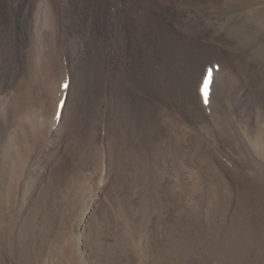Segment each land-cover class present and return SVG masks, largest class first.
<instances>
[{"label": "rangeland", "instance_id": "rangeland-1", "mask_svg": "<svg viewBox=\"0 0 264 264\" xmlns=\"http://www.w3.org/2000/svg\"><path fill=\"white\" fill-rule=\"evenodd\" d=\"M208 10L206 47L193 52L165 54L152 23L158 48L116 23L72 62L90 37L72 18V42L52 32L39 50L23 35L22 69L5 78L22 105L0 124V264H264V0ZM134 48L143 70L124 58ZM229 93L247 96L250 126ZM59 104L57 132L55 121L48 135H19L29 118L50 126Z\"/></svg>", "mask_w": 264, "mask_h": 264}, {"label": "bare ground", "instance_id": "bare-ground-1", "mask_svg": "<svg viewBox=\"0 0 264 264\" xmlns=\"http://www.w3.org/2000/svg\"><path fill=\"white\" fill-rule=\"evenodd\" d=\"M9 2H11L10 5H8ZM210 2L219 3V0H0V23L2 22L5 28L4 32H2L0 28V124L6 123L11 118L14 111H17V108L22 105V103L21 105L19 103L21 100L17 93L18 83H14L13 81L10 82L5 78L8 73H10L9 70L11 68L14 69L15 72L22 69L20 63L15 64L14 61L18 55L21 57L20 51L23 48L21 45L26 44L22 41L23 35H27V41L29 40L30 44H35V48L37 46L39 50H42V46H44L47 41H50L49 35L51 34L52 37V32L55 37L54 43L57 46L60 45L59 39L61 43L64 41L72 42L70 38H66L64 30V20L67 21V19L72 18L76 29L87 32V35L90 36L84 40L89 46L87 53L85 49L83 50V45L77 46L75 44L76 55L72 57L70 61L72 62L73 60L76 61V56L80 58L83 54H87V56L91 57L92 53L94 54L95 52L96 45L101 44L99 39H101L102 36L106 38L108 33H110L108 38L112 36V28L116 23H119L120 27L132 32H138L146 45L153 46L150 41L152 35L150 31L151 28L149 27L152 23L154 24V30L159 33V43L163 45L165 54L168 55L172 51H176V49L183 50L186 44L188 50L193 52V50H197L199 47L201 50L202 47L205 46L199 41L210 32L208 25L204 22L205 19L212 16L208 10ZM7 7L10 8V15L5 12ZM115 16L116 19H118L109 27V19ZM149 16L152 17L151 20ZM64 17L66 18L64 19ZM119 34L121 38L128 39L127 36L122 35L121 32ZM47 36L49 37L48 39ZM96 36L98 38H96ZM104 41H106V39ZM194 41L196 44H194ZM128 43L132 47L131 40H128ZM159 43H157V45L160 46ZM91 44L95 45L93 49ZM157 45L153 47L158 48ZM173 47L176 49H170ZM116 48H121L124 53L122 45ZM148 48H150L148 55L152 56L151 50L154 48ZM130 49L126 51L129 55H125L124 58L128 61L131 57L134 63L133 65L142 69V62H140L142 58L141 51L139 48ZM104 50L105 57H107V48ZM99 51L101 52V47ZM39 54L40 51L36 50L34 56L38 58L40 56ZM128 65L129 62L123 65L122 74H125L124 71H127ZM59 69L63 70L61 67H59ZM143 74H145V72ZM220 74L221 76L224 75V77L227 76L226 72H222V70ZM226 85L227 82L224 80L222 86L217 87L215 92L213 101L215 115L219 108H223L222 102L223 98L226 96ZM65 86L66 83H64V87L61 89L62 98H64ZM229 95L231 99V93H229ZM246 99L247 96L242 93L241 95L235 96L233 100L231 99V103L238 118L248 123V126H250L253 122L252 107ZM240 103L245 104L246 107H241ZM179 105L182 110H186L182 102L179 103ZM81 108L83 109V106ZM60 110L61 105L59 104L57 113L54 115L55 119L52 120L51 123L49 122L50 126L46 128H42L43 126L45 127V125L39 126L41 122L38 123L39 120L35 118L33 121V118H29L26 122L24 121L22 125L23 131L20 132L19 135L23 138L24 135L27 137L30 135L36 137L48 135L47 132H51V126L55 121L60 122L55 130L57 132L64 122V119H61ZM221 126L222 128H226V125L222 122ZM54 146L55 154H59L61 152L60 144H55Z\"/></svg>", "mask_w": 264, "mask_h": 264}]
</instances>
